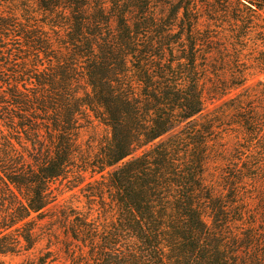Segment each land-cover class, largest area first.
I'll list each match as a JSON object with an SVG mask.
<instances>
[{
  "label": "trees",
  "instance_id": "obj_1",
  "mask_svg": "<svg viewBox=\"0 0 264 264\" xmlns=\"http://www.w3.org/2000/svg\"><path fill=\"white\" fill-rule=\"evenodd\" d=\"M263 72L264 0H0V254L54 181L115 167L84 264H264Z\"/></svg>",
  "mask_w": 264,
  "mask_h": 264
},
{
  "label": "rangeland",
  "instance_id": "obj_2",
  "mask_svg": "<svg viewBox=\"0 0 264 264\" xmlns=\"http://www.w3.org/2000/svg\"><path fill=\"white\" fill-rule=\"evenodd\" d=\"M258 79L264 81V72L258 74L254 81ZM80 126L79 143L85 154L79 156L82 158L86 154L93 155L110 134L109 128L94 118L89 121L83 119ZM222 167V164H211L205 177L208 184L220 188L223 183ZM114 169L109 168L95 175L88 173L84 177L74 172L54 181L51 203L41 213L33 215L36 224L35 244L29 250L0 254V264L88 262L91 248L90 243L84 240L101 230L106 231L118 214L106 185V177ZM100 192L103 194L101 198L98 196Z\"/></svg>",
  "mask_w": 264,
  "mask_h": 264
}]
</instances>
